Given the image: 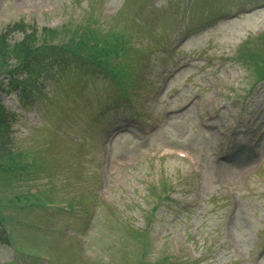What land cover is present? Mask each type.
Segmentation results:
<instances>
[{
	"label": "rangeland",
	"instance_id": "obj_1",
	"mask_svg": "<svg viewBox=\"0 0 264 264\" xmlns=\"http://www.w3.org/2000/svg\"><path fill=\"white\" fill-rule=\"evenodd\" d=\"M259 75L264 0H0V264H264Z\"/></svg>",
	"mask_w": 264,
	"mask_h": 264
},
{
	"label": "trees",
	"instance_id": "obj_2",
	"mask_svg": "<svg viewBox=\"0 0 264 264\" xmlns=\"http://www.w3.org/2000/svg\"><path fill=\"white\" fill-rule=\"evenodd\" d=\"M87 35H89V34H87ZM83 41H84V42L86 41V37H84V40H83ZM84 44H85V43H82V46H84ZM254 53H255V51H253V50L250 52L251 55H253ZM96 54L105 55L104 53H96ZM92 55H93V54H92ZM253 56H255V55H253ZM255 57L257 58L258 56H255ZM32 61L35 62L34 60H32ZM32 61H31V62H32ZM259 63L262 65V61H260ZM1 114H2V112H1V110H0V115H1Z\"/></svg>",
	"mask_w": 264,
	"mask_h": 264
},
{
	"label": "bare ground",
	"instance_id": "obj_3",
	"mask_svg": "<svg viewBox=\"0 0 264 264\" xmlns=\"http://www.w3.org/2000/svg\"><path fill=\"white\" fill-rule=\"evenodd\" d=\"M213 23H215V21ZM246 158H249V155H246Z\"/></svg>",
	"mask_w": 264,
	"mask_h": 264
}]
</instances>
